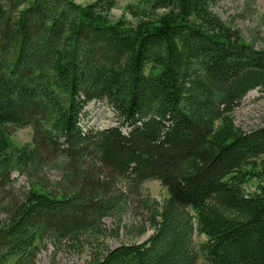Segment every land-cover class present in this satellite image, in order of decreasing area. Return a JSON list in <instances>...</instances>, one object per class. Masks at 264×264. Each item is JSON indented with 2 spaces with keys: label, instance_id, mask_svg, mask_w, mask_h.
Returning <instances> with one entry per match:
<instances>
[{
  "label": "trees",
  "instance_id": "1",
  "mask_svg": "<svg viewBox=\"0 0 264 264\" xmlns=\"http://www.w3.org/2000/svg\"><path fill=\"white\" fill-rule=\"evenodd\" d=\"M217 4L141 0L129 22L111 18L116 0H0V264H35L46 239L116 237L103 221L121 209L117 184L149 180L169 193L154 234L99 243L86 264H196L195 230L208 264H264V184L244 188L264 126L245 132L232 116L264 90V48ZM104 100L119 125L85 130V108ZM14 127L33 142L15 147ZM54 163L64 175L50 186ZM15 171L30 189L9 191Z\"/></svg>",
  "mask_w": 264,
  "mask_h": 264
},
{
  "label": "rangeland",
  "instance_id": "2",
  "mask_svg": "<svg viewBox=\"0 0 264 264\" xmlns=\"http://www.w3.org/2000/svg\"><path fill=\"white\" fill-rule=\"evenodd\" d=\"M77 4L86 5L95 0H74ZM141 0H116V6L111 11L113 20L126 19L133 22L135 19L128 11L129 6H139ZM215 11L226 22L240 30L247 43H252L257 49L264 48V0H218ZM81 125L85 130H103L119 125L117 115L107 101H93L85 108ZM233 118L236 126L245 132H251L264 126V90L255 89L249 92L236 107ZM33 129L31 127L12 128V143L21 148L33 142ZM57 163V162H56ZM54 163L48 165L45 173L48 185L54 186L63 177V168H58ZM250 174L244 188L250 195L259 191L264 184V156L255 160L252 166L245 169ZM13 182L9 191L15 192L30 189V180L27 175L13 173ZM39 189V187H37ZM114 194L119 197L120 211L112 212L104 219V234H117L116 237L94 236L84 237L83 246L74 247L71 242H57L46 239L41 249L36 254L35 264H86L91 259L93 250L100 245L114 249L122 244L144 243L153 234L151 227L153 217L160 210L168 198L169 193L158 180L146 181L140 191H132L127 184L119 182ZM4 198V195H1ZM100 240V242H99ZM206 237L194 232L193 244L197 256L196 264H208L200 246ZM93 248V249H92ZM14 261V259H13Z\"/></svg>",
  "mask_w": 264,
  "mask_h": 264
}]
</instances>
